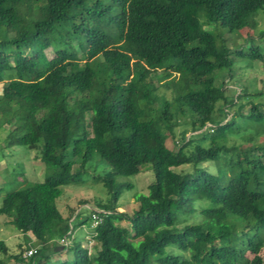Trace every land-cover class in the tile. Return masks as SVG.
I'll list each match as a JSON object with an SVG mask.
<instances>
[{
    "label": "trees",
    "instance_id": "1",
    "mask_svg": "<svg viewBox=\"0 0 264 264\" xmlns=\"http://www.w3.org/2000/svg\"><path fill=\"white\" fill-rule=\"evenodd\" d=\"M257 13L264 0H0L4 145L36 150L50 170L1 199L24 251L36 248L16 264H264V91L227 90L239 61H264V45L239 33ZM99 164L91 176L109 199L64 216L61 187ZM145 164L148 193L120 210L131 184L117 176ZM71 219L91 220L94 245Z\"/></svg>",
    "mask_w": 264,
    "mask_h": 264
},
{
    "label": "rangeland",
    "instance_id": "2",
    "mask_svg": "<svg viewBox=\"0 0 264 264\" xmlns=\"http://www.w3.org/2000/svg\"><path fill=\"white\" fill-rule=\"evenodd\" d=\"M211 26H208L210 28ZM264 28V19L260 13L254 14L246 19H243L239 28V33L242 36H254L259 45H264V37L259 36V31ZM241 39V38H238ZM240 41V40H239ZM229 45V41L226 42ZM260 47V46H259ZM47 56L50 58L54 55V51L47 49ZM233 82H227V90L232 92L237 87L238 89L246 88L250 92H256L257 90L264 91V61H254L251 64L239 61L236 65L234 72ZM222 79H219L220 83ZM0 83V90H1ZM161 90H164L162 88ZM167 97L170 96V91L165 90ZM248 106H246L247 109ZM10 129L9 126H5L0 130V203L5 192L14 188H20L22 179L25 181L34 182L42 181L45 176L50 173V170L43 164L38 158V152L36 150H28L24 146H12L5 147V137ZM236 142H240V138H232ZM211 170L214 167L211 163L204 164ZM77 165H75L76 167ZM104 169L103 164L99 166H92L88 168L86 181L79 184H67L61 187L62 194L57 199V205L60 212L66 216L70 212V208L79 209V200L86 199L90 206L96 208V202H105L110 197L109 189L101 183L100 180L94 179L91 174L101 173ZM177 171H190L191 166L183 165L176 168ZM17 173L18 179H15L13 174ZM154 174L150 164H145L141 167L140 171L134 175H119L116 178V183H129L131 187H125L122 190L121 196L118 200L120 210L126 212H132L136 206V197L140 194L148 193V186L153 181ZM24 184V183H23ZM201 219L199 214H195L189 217H180L179 226L184 223H196ZM74 225V237L76 240H80L84 245H94L88 241L90 239L91 220L87 222L82 228L76 227L77 219H71ZM121 224H125L122 222ZM245 228L248 229V224H245ZM263 244L259 248L258 254L264 261V233ZM0 240L6 245V252L0 250V264H16L14 256L20 251H24L26 243L23 234L15 228L9 222L4 214H0ZM95 247V246H92ZM179 253V251H175ZM24 255V253H23ZM248 258L253 257V253H246ZM64 256V255H62ZM60 256V257H62ZM67 257L71 259V255L67 254ZM59 258V257H58Z\"/></svg>",
    "mask_w": 264,
    "mask_h": 264
},
{
    "label": "built area",
    "instance_id": "3",
    "mask_svg": "<svg viewBox=\"0 0 264 264\" xmlns=\"http://www.w3.org/2000/svg\"><path fill=\"white\" fill-rule=\"evenodd\" d=\"M98 222L97 221H94L93 222V225H96ZM60 243H66V240L65 239H61L60 240ZM36 252V248H30V249H28V250H26V251H24V256L25 257H30V256H32L34 253Z\"/></svg>",
    "mask_w": 264,
    "mask_h": 264
}]
</instances>
